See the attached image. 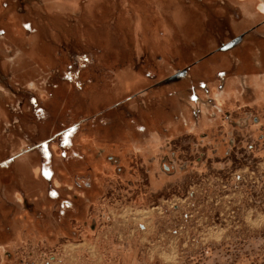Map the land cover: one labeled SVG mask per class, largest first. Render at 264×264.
<instances>
[{
  "label": "rangeland",
  "instance_id": "rangeland-1",
  "mask_svg": "<svg viewBox=\"0 0 264 264\" xmlns=\"http://www.w3.org/2000/svg\"><path fill=\"white\" fill-rule=\"evenodd\" d=\"M158 1L0 0V264H264V80L169 79L211 26Z\"/></svg>",
  "mask_w": 264,
  "mask_h": 264
},
{
  "label": "crops",
  "instance_id": "crops-1",
  "mask_svg": "<svg viewBox=\"0 0 264 264\" xmlns=\"http://www.w3.org/2000/svg\"><path fill=\"white\" fill-rule=\"evenodd\" d=\"M158 2L154 0L153 4L160 10ZM196 4L199 22L206 20L212 30L204 27L206 31L197 35L194 44L190 43V51L206 52L208 59L205 61L207 56L196 58L190 65L179 67L176 74L168 78L175 76L172 80H204L205 74H211L216 80H264V0H196ZM140 26L139 22L136 26L133 25V31ZM166 30L167 26L163 28L165 34L158 45L153 47L163 53L160 61H164L167 52L164 49L167 42ZM137 42L134 49L138 51L142 46L138 40ZM181 52L183 50L179 53ZM153 65L159 67L160 63L153 62ZM190 70L193 74L187 77ZM178 72L180 76H176ZM127 81H120L121 90L127 89L128 84H131L130 80ZM8 98L9 96L0 92V159L3 158L2 149L11 152L8 156L10 158L23 157L22 151L26 144L16 129L12 131L7 126L11 117L19 114L12 107L10 111L5 104ZM22 176L17 180H24ZM3 179L0 177V181Z\"/></svg>",
  "mask_w": 264,
  "mask_h": 264
},
{
  "label": "bare ground",
  "instance_id": "bare-ground-1",
  "mask_svg": "<svg viewBox=\"0 0 264 264\" xmlns=\"http://www.w3.org/2000/svg\"><path fill=\"white\" fill-rule=\"evenodd\" d=\"M262 10H264V7L262 8Z\"/></svg>",
  "mask_w": 264,
  "mask_h": 264
},
{
  "label": "snow or ice",
  "instance_id": "snow-or-ice-1",
  "mask_svg": "<svg viewBox=\"0 0 264 264\" xmlns=\"http://www.w3.org/2000/svg\"><path fill=\"white\" fill-rule=\"evenodd\" d=\"M71 77H69V79H70Z\"/></svg>",
  "mask_w": 264,
  "mask_h": 264
}]
</instances>
